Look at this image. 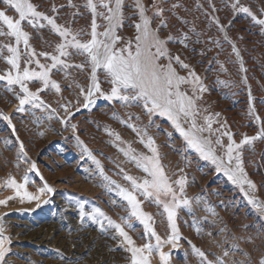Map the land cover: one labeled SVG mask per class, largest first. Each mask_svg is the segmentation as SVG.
Wrapping results in <instances>:
<instances>
[{"label": "rangeland", "instance_id": "1", "mask_svg": "<svg viewBox=\"0 0 264 264\" xmlns=\"http://www.w3.org/2000/svg\"><path fill=\"white\" fill-rule=\"evenodd\" d=\"M146 4V0H0V106L21 97L36 100L42 108L41 114L24 115L20 122L2 117L0 183L9 182L18 173L19 184H35L40 192L49 193L57 179L64 181L73 175L68 166L57 161L52 150L68 124L74 130L70 139L88 156L95 169L94 177L104 189L127 203L129 213L132 202L127 188L140 189L135 208L148 223V228L142 227V234L155 236L163 232L169 236L173 249L166 253L183 256H176L175 264H196L201 260L209 264H264V128L257 126L259 113L249 104L255 102V92L264 98V70L260 76L253 70L255 65L264 69V51L253 54L231 27L236 18L244 15L264 30V0H148ZM175 43L180 45L176 49L172 47ZM202 50L213 54V62L206 66L200 58ZM251 55L256 63L253 66L248 59ZM222 86L236 87L247 98L246 117L258 128L243 139L229 123V115L223 120L219 114L223 111L218 96ZM148 104L154 107L150 118L146 116ZM99 105L106 109L92 115L90 123L82 125L76 120L79 114ZM157 119L169 123L174 129L173 138L165 133L150 141L149 133ZM176 127L182 131L175 132ZM222 132L228 137L225 143L218 138ZM185 148L188 151L182 150ZM190 152L214 164L215 154H228V168L240 175V168H245L244 184L252 200L249 204L259 207L261 227L255 228L257 221L244 224L235 220L230 212H224L221 218L219 210L209 207L211 199L206 197L195 202L189 199L201 191L200 180L186 162V153ZM167 169L183 173L186 178L192 176V181L180 178L178 183L189 198L184 193L186 202L172 208H168L169 193L157 195L153 191ZM220 175L231 182L227 170ZM82 194L85 199L88 193ZM185 207L194 212L193 221L183 217ZM96 209L99 215L107 216L104 207ZM166 209L175 219H169ZM222 228L225 235L219 238L217 232ZM227 235L233 236L231 243L237 249L239 246L241 257L226 259L220 251ZM8 252L4 250L1 262ZM209 254L215 257L210 260L206 256Z\"/></svg>", "mask_w": 264, "mask_h": 264}, {"label": "bare ground", "instance_id": "2", "mask_svg": "<svg viewBox=\"0 0 264 264\" xmlns=\"http://www.w3.org/2000/svg\"><path fill=\"white\" fill-rule=\"evenodd\" d=\"M146 1L148 4V0H146ZM147 4H146V6H147ZM219 4H221V3H219ZM143 5H145V2H143ZM54 6H55V4H54ZM40 7L42 10H44L43 5H41ZM229 10H231V9L229 8ZM45 13H46V11H45ZM89 16H91V14ZM236 16H238V15H236ZM219 19H221V18H219ZM199 20L200 19L197 18L198 23H200V21H201V20L200 21ZM84 22H85V20H84ZM43 23H45V22H43ZM87 24H89V23H87ZM208 24H210V23H208ZM231 27L233 29V32L242 36L244 42L246 41L247 46H249L251 48V52L253 54H258L261 51H264V30L255 20L251 19L248 16L240 15L239 18H236V20H234L231 23ZM24 30H25V28H24ZM37 30H39V29H37ZM228 32H230V31H228ZM51 33L54 34L53 31ZM46 35H48V34H46ZM186 35H188V34H186ZM119 36H120V34H119ZM51 38H52V36L50 37V39ZM47 39H48L47 41L49 42L50 41L49 38H47ZM240 40H241V38H240ZM177 46H180L179 43H175L172 45V47L174 49H176ZM53 48H55V46ZM68 49H70V48H68ZM73 50H75V49H73ZM202 52H203V54L200 58H201L202 62L205 63V66H206V64L213 62V54L211 52H208V51L205 52L203 50H202ZM240 55H241V53H240ZM39 57H41V56L39 55ZM253 57H254L253 55L248 57L249 63L252 66H253V64H256ZM229 59H231V58H229ZM261 62L263 63V61H261ZM193 63H195V62H193ZM214 63L216 64V62H214ZM253 70L256 72V74L258 76H260V74L263 72L264 69H263V67H260V65L259 66L255 65V66H253ZM29 74H31V73H29ZM218 75H216V76H218ZM262 75H263V73H262ZM201 77H202V75H201ZM39 78H40V76H39ZM104 79H107V78H105V76H104ZM207 79H208V77H207ZM236 79H238V77ZM43 80H44V78H43ZM248 80H250V79H248ZM107 81H108V79H107ZM217 82H219V80ZM223 82H225V81H223ZM223 82H221V83L223 84ZM225 83H227V82H225ZM250 84H251V82H250ZM108 85L110 86V84H107V86ZM214 85L216 86V84H214ZM230 85H231V83H230ZM225 86H222L223 90L218 92V96L220 97V100H221L220 101L221 102V108L223 109V111L220 112L219 114L222 116L223 120H225L224 117L226 115H229V119H230L229 123L234 124V126L237 130L236 133H237L238 138L243 139L247 135H251L254 132L255 128H258L257 126H261L264 128V98L261 96V94L255 92L256 93L255 102L254 103H252L251 101H250L251 103L249 102V104L256 109L255 110L252 107L255 110L254 112L257 113V111H258V113H259L258 125L256 126V124L253 121H251V119L246 117V115L248 116V113H249L248 109H247V98L244 97L240 92H238L235 89L236 87L235 88H233V87L228 88ZM236 86H237V84H236ZM34 88H35V86H34ZM208 89H211V88H208ZM93 92H94V90H93ZM245 93H247V92H245ZM95 94H97V93H95ZM107 94H108V92H107ZM34 101H36V100H34ZM34 101L33 100H26L25 98L18 97V98H16V100H11L10 104H7V105L1 104V106H0V128L2 129L4 127V124L2 123V117H6L7 119H9L11 121H15V120L19 121L20 118L23 117L24 115L29 116V115L38 114V113L41 114L42 108L39 106V104H37ZM121 107L122 106H120V108ZM134 107L137 108V106H134ZM127 108H129V107H127ZM105 109H106V107L104 105H99L98 108L97 107L94 108L93 111H86L87 113L85 112L83 114H79L78 117L76 118V120H78L82 125H84L86 123L88 124V123H90L89 118L92 115L97 116L99 113H102L103 111H105ZM124 109H125V107H124ZM153 110H154V107H152L150 104L146 105V116L148 118H150V113H152ZM179 114H180V112H179ZM135 116H137V115H135ZM135 116H134V118H135ZM26 119H27V117H26ZM154 121H155L154 126L151 129V130H153V132L149 133L150 134L149 135L150 141H156L158 139L157 137H161L162 134H165V133H166V135L168 134L169 136L172 137V132H174V129L171 128L169 123L168 124L163 123V119H157ZM184 124H185V122H184ZM213 124H215V123H213ZM178 131H182V130L179 127H176L175 132H178ZM72 133H74V130L72 129V127H70V125L66 124V126L62 130V133H60L61 139H58V141H56L52 147V150L56 154L55 157H57V161L64 166H68V169L73 173V175H71L69 178H67L64 181H61L59 179H57L56 182L54 181L56 183L54 190L51 189V191L49 193H42L38 190V188L35 184H31V185L22 184L21 185L18 183V179H19L17 176L18 173L17 174L14 173L12 178H11L12 180H10L9 182H6L3 185H1V183H0V264H175L173 259H175L176 256H180V257H183V256H182V254H179L178 252H172V253L168 254L169 250L173 246V241L169 238V236H166L163 232H161V234H159V235L157 234L155 236L147 234V233L142 234V229H143L142 227L148 228V223H147L146 219H144L142 214L139 212V210H137L135 208V203L138 204L137 200H138V196L140 195V192H139L140 189H138V191H136V190H132L131 188L130 189L127 188V190H129V194L131 196L130 197L131 202H132L131 205L133 207V208L131 207L132 213H129L128 212L129 209L127 210V208H126L127 203L125 204L121 200H119L115 196L116 194L114 195L111 192V190L109 191V190L104 189L103 186H101L99 184L97 178L94 177L95 169H93V167H91L89 158L86 155V153H84L82 151L81 147L78 146L77 144H75L76 141L74 142L73 138L70 139V137H72V135H71ZM233 135H231V136H233ZM13 136H14V134H13ZM204 137H203V139H204ZM226 137L227 136L224 132L219 133V135H218L219 140L223 141V142L228 138V137L227 138ZM160 139H162V138H160ZM173 140H175V139H173ZM201 140H202V138H201ZM158 144L161 145L160 143H158ZM185 144H186V142H185ZM227 144H225L226 149H227ZM196 145H198V144H196ZM260 147H262V146H260ZM163 148H164V146H163ZM180 149H181V147H180ZM182 150L188 151V148H185ZM50 153H52V152H50ZM162 154H164V153H162ZM227 155L228 154H224V155L215 154L214 157H215V160L218 164L217 165V164H214L213 162H210V160L203 159V157L200 158L198 155H194L191 152L186 153V159H187L186 162L193 169V171H194L193 175H195L200 180L199 183H201V189H200L201 191L199 192V194L197 193V195L195 196L196 198L193 196L189 198V195H188L189 193H187L186 191L183 192L182 191L183 187L178 185L180 178L183 179L185 182L186 181L190 182V181H192L191 180L192 176L188 174L189 176L186 178L183 173H179V174L173 173V172H171L172 170L170 171L168 169L166 171V175L165 174L161 175V177L159 178L160 181L158 184H156L157 187H155V189H153V191H155V193H157V195H160L159 193H164L165 195H166V193H169L168 196L170 197V203L168 205V208H170V207L172 208L173 205H174V207H176V206L180 205L181 203H185L186 198H185L184 193L187 195V198H189V199L194 198V200L191 199L192 202H195L196 199H198L200 197H202V198L206 197L209 200L211 199V203H210L209 207L212 206L213 208L219 210V214H220L221 218H223L222 215L224 212L225 213L230 212L233 215V218L235 220H241V221L245 222L244 224L255 223L257 221L258 225L255 226V228H257L258 226L261 227L259 225V224H261V223H259L260 220H258V219H261V217H262L258 213L259 207L255 203H254V206H250V204H249V201L251 202L252 200L248 196V195H251V192L248 190V188H246V186L244 184V180H245L244 178L246 176V173L244 172L245 168H240L242 175L234 172L233 169L228 168V165L230 164V162H229ZM203 156L211 158L210 157L211 155H203ZM247 156H248V154H247ZM249 160H251V159H249ZM175 162H177V161H175ZM33 164H34V162H33ZM181 165H180V167H181ZM64 166H61V167H64ZM186 169H187V167H186ZM225 170L228 171V174H229L228 178L231 179L230 183L228 182L227 178H223L220 175L221 171L225 172ZM246 170H249V168H246ZM45 171H47V170H45ZM253 173H255V172H253ZM86 183H89V184H86ZM36 184H38V183H36ZM90 186H92V189L90 188ZM189 188H190V186H189ZM193 189H194V187H193ZM253 190H255V189H253ZM82 192L88 193L86 198L87 199L91 198L92 200H87L86 198L83 199L84 196L82 197V195H83ZM113 192H114V190H113ZM201 206L203 207V205H201ZM97 207H100V208L104 207V209L107 211V216L99 215L97 213V209H96ZM205 207L207 208V205ZM166 211H167V209H166ZM193 213L194 212L190 213V211L186 207L183 209V217H185L186 220L193 221L195 219L194 218L195 216L193 215ZM131 214H133V215H131ZM226 214H228V213H226ZM166 215L169 216V219H171V217L173 219H175L172 215H170L169 211H167ZM182 220H183V218H182ZM232 222H233V220H232ZM262 223H264V222H262ZM226 224H227V222H226ZM261 228L264 230V226ZM182 230H184V229H182ZM224 231H225V229L222 228L221 231L217 232L219 238L224 237V235H225ZM245 232H246V230H245ZM261 232H262V230H261ZM231 233L232 232H230V234ZM184 237H186V236H184ZM232 237L230 235H227L226 238H224V239H226L225 242H223L220 246V251L224 254L226 259L227 258H238V257H241V255H242L240 253V251L238 250L239 246L237 249L231 243ZM175 241H177V240H175ZM7 242L9 243V246H6ZM6 249H8L9 254L6 255L4 262H1L3 252ZM166 252H168V253H166ZM206 256H208V258L210 260H211V258L215 257V255H213V254H209ZM178 263L179 262L177 261V264ZM182 263H183V261H182ZM196 264H209V262L201 260Z\"/></svg>", "mask_w": 264, "mask_h": 264}]
</instances>
